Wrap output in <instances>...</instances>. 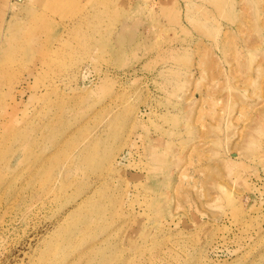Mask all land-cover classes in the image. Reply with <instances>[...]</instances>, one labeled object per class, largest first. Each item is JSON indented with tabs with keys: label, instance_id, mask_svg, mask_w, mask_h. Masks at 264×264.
I'll return each mask as SVG.
<instances>
[{
	"label": "rangeland",
	"instance_id": "rangeland-1",
	"mask_svg": "<svg viewBox=\"0 0 264 264\" xmlns=\"http://www.w3.org/2000/svg\"><path fill=\"white\" fill-rule=\"evenodd\" d=\"M0 264H264V0H0Z\"/></svg>",
	"mask_w": 264,
	"mask_h": 264
},
{
	"label": "bare ground",
	"instance_id": "bare-ground-1",
	"mask_svg": "<svg viewBox=\"0 0 264 264\" xmlns=\"http://www.w3.org/2000/svg\"><path fill=\"white\" fill-rule=\"evenodd\" d=\"M157 159H158V158H157ZM91 192H92V191H90L89 193H87V195H86L87 197H86V199H85L84 201L78 203L80 207L83 206L84 203H86L85 201H87V200L90 201V200H91V196H90ZM93 192H94V195H95V191H93ZM94 195H93V198H94ZM87 202H88V201H87ZM78 223H79V224H81V223L83 224L84 221H82V219H81V220L78 221ZM86 227H91V225H86ZM101 237H103V236H101ZM92 241H93V240H92ZM93 242H96V241H93ZM93 244H94V243H93ZM101 258H102V257H101ZM103 258H104V256H103ZM105 258H107V257L105 256Z\"/></svg>",
	"mask_w": 264,
	"mask_h": 264
}]
</instances>
